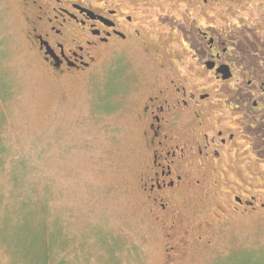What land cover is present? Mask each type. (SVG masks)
Segmentation results:
<instances>
[{"label": "rangeland", "instance_id": "obj_1", "mask_svg": "<svg viewBox=\"0 0 264 264\" xmlns=\"http://www.w3.org/2000/svg\"><path fill=\"white\" fill-rule=\"evenodd\" d=\"M27 29L22 2L0 0V264H43L42 246L54 264H264V214L213 222L206 233L213 244L199 249L197 225L207 231L219 194L181 199L180 232L170 238L154 219L142 189L148 157L137 122L146 90L142 52L103 51L90 67L59 75ZM255 170L248 162L220 177L243 180ZM251 180L264 192V175ZM32 192L47 201L45 213L12 200ZM40 222L48 228L33 258L18 230L35 227L40 240Z\"/></svg>", "mask_w": 264, "mask_h": 264}, {"label": "flooded vegetation", "instance_id": "obj_2", "mask_svg": "<svg viewBox=\"0 0 264 264\" xmlns=\"http://www.w3.org/2000/svg\"><path fill=\"white\" fill-rule=\"evenodd\" d=\"M20 1L28 39L55 74L84 70L103 51L147 57L137 106L142 189L167 237L180 232L187 197L222 196L207 231L197 225L199 249L213 244V222L264 214L251 180L264 175V0ZM248 162L255 174L221 180Z\"/></svg>", "mask_w": 264, "mask_h": 264}, {"label": "trees", "instance_id": "obj_3", "mask_svg": "<svg viewBox=\"0 0 264 264\" xmlns=\"http://www.w3.org/2000/svg\"><path fill=\"white\" fill-rule=\"evenodd\" d=\"M12 197H15L12 200H18L20 198H24V199H22V202L20 204V207H22L23 209H36V210H39L38 212L45 213L46 209L49 208L48 205H47V201L39 200L38 198L35 197V195H33V192L32 193H27L25 197L20 196V195L12 196ZM1 199H3V198L1 197ZM34 213H36V212H34ZM36 223L39 224V222H36ZM40 223H42L41 224L42 225L41 231L43 232L42 237H40L41 238L40 240H39L38 236H36L34 234L35 227H30V225L25 227V229L24 228H19V230H18L19 232L22 233L23 230H24V232L21 234L22 235L21 239L16 238V239H19L22 242L23 245L28 246V248H33V251H34L33 254H32L33 258H35L34 255L36 254L34 247L36 245H38V243H40V244L41 243H43V244L45 243L44 232H47L48 226H47L46 222H40ZM8 228H12V227H10V225L9 226L7 225L6 229H8ZM40 248L42 249L40 251H42L41 258L43 259V264H54V262H55L53 260L54 257L51 260L50 254H49L48 250L46 249V247L42 246ZM57 262H64V260L60 259Z\"/></svg>", "mask_w": 264, "mask_h": 264}]
</instances>
